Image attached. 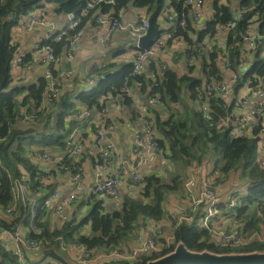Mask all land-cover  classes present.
Listing matches in <instances>:
<instances>
[{
	"label": "trees",
	"instance_id": "16d2710c",
	"mask_svg": "<svg viewBox=\"0 0 264 264\" xmlns=\"http://www.w3.org/2000/svg\"><path fill=\"white\" fill-rule=\"evenodd\" d=\"M89 1L91 0H0V209L6 216L0 218V223L3 229L10 232L20 223L38 228L41 234L36 235L32 231L29 239L50 240L51 245H44L43 251L56 254L61 250L58 241L60 238L67 246L81 248L83 252L94 256L99 253L124 251L123 249L128 248L129 242L133 240L135 232L141 227L142 221H161L165 217L164 204L170 194L181 190L183 179L176 176L167 180L156 174L144 176L138 186L141 197L138 199L126 197L121 209L114 212H106L102 201L90 197L89 203L93 204V207L85 217L78 222L76 215L70 217L68 214L65 222L54 230H50L49 223L45 221L49 218V214L44 205L40 208H32V203L27 201L25 212L23 203L19 202L20 206L16 212L11 215L6 213L15 202L13 189L16 179L22 180L28 187L30 199L33 195L43 194L52 188L53 183L44 189V177L47 174L41 170L40 162L34 161L35 152L50 153V149L55 148L63 150L72 132L79 130L80 123L85 125L84 120L72 117V114L78 110L68 95L61 96L53 106L45 105L48 83L44 77L31 86L14 83L13 61L21 58L23 64L30 60V56H20L18 46L13 43V31L18 27L22 17L39 9L44 3L53 4L57 15L65 17L74 15L79 21L75 29L68 30V35L61 37L56 35L53 40L41 44L52 47L55 56L59 59L68 49L74 35L83 31L88 23L96 24L97 15H109L117 19L120 13L132 5L135 8L148 9L149 13L155 15L154 24H157L164 8L170 3L178 16L175 25L177 29L172 38H183L190 49L195 50V56L204 54L201 43L206 35L210 34L212 38L217 28L222 25L231 30L227 36L225 51L208 52L209 62L205 65L208 83H212L211 77L219 80L217 76L220 74V69L216 61L220 53L222 55L226 53L223 59L229 61L227 67L238 71L243 53V39L246 35H250V27L257 25L258 35L254 40L255 44L259 43L255 49V58L244 74L236 73L238 79L234 89L237 91L246 83H249L253 90L264 85V58L261 57V52L264 50V0H241L239 17L234 13L232 5L216 4L214 20L200 32H196L190 19V9L184 7V0H113L111 4L103 2L95 9L86 11ZM182 20L187 23L185 28L179 27V21ZM191 34L200 35L197 46ZM151 70L154 72L152 79L144 74L133 77L131 75L133 63L96 67L90 74V77L95 74L99 77L95 86L80 92L75 100L88 112H102L107 109L104 105L107 100L101 104L100 99L117 96L128 81L135 87L139 86L141 93L146 94L152 101L176 104L180 101L183 83L188 82L192 100L209 102L210 111L207 118L203 113L195 112L191 117L187 115L180 119L171 115L165 122L157 117L156 121L149 120L147 123L148 125L153 123L154 138L157 131L161 135L158 140L159 150L177 166L185 169L195 163H201L207 154H212L215 158L214 171H219L225 176L240 171L241 178L247 183V191L240 196L237 204L228 208L235 215L237 233L241 231L242 239L247 242L238 246L216 244L209 230L200 226L201 217L197 216L199 211L192 222H183L174 231L175 241L169 249L151 256L144 254L142 262L136 264H147L173 252L179 242L193 252L208 251L214 254L264 252V239L254 240V237L260 235L264 229V160L260 152L261 144L264 143L262 118L256 125L247 127L246 132L242 131L240 122L233 114L235 102L232 100L228 103L216 92H206L203 89V79L178 77L171 69L161 71V74L153 66ZM54 74L56 75L55 70ZM131 99L124 97L122 101L129 106L132 103ZM27 117L33 119L29 121ZM226 117H230V121L224 126H218L217 124ZM90 127L95 133L97 125L94 119ZM74 162L73 158L66 156L59 163L60 169L71 173L70 167L74 168L78 165L81 170L80 164L74 165ZM24 177H28V180H23ZM45 181H48V178ZM29 189L33 195H30ZM185 196L187 198L186 192ZM46 197L43 194L40 200L43 202ZM31 211L35 213L33 220ZM7 216H11V220L8 221ZM86 227H88L87 233ZM0 264L28 263L20 262L14 253L0 242Z\"/></svg>",
	"mask_w": 264,
	"mask_h": 264
},
{
	"label": "crops",
	"instance_id": "0c3cea01",
	"mask_svg": "<svg viewBox=\"0 0 264 264\" xmlns=\"http://www.w3.org/2000/svg\"><path fill=\"white\" fill-rule=\"evenodd\" d=\"M226 4L232 5L234 7V13L237 17L240 16L241 0H205L204 10L202 17L199 20H194L192 12L190 11V19L192 20L193 26L196 32L205 30L208 23L214 20L215 16V5L216 4ZM167 14H161L157 20L155 26L160 31L159 36L168 34L172 29H174V24L169 21L167 16L175 15L178 16L174 9L168 3ZM43 13L45 19L48 23L57 29H64L68 24V17L63 15H57L55 13V6L53 4H42V7L34 11L33 13ZM148 9H139L130 5L126 10L119 14L117 18L119 24L124 27V29L117 28L113 32H109V26H100L98 24L88 23L84 30L82 31L81 38L77 44V50H75L71 56L67 53V50L61 54L57 63L54 66L56 76L59 79L60 87L62 90L61 96L68 95L71 100L75 103L76 109L78 111H84V108L75 100L80 92L91 89L95 86L97 79V74L90 77L91 71L98 67H106L110 64H125L133 63L134 57L137 53V48L135 45V37H133L131 32V26L142 23L143 21H148L151 17ZM25 18V17H24ZM49 28V27H48ZM250 37L255 38L258 35V26L254 25L250 27ZM19 27H16L13 31V43L18 46V51L20 56L26 57L30 56V60L20 66L12 67V75L15 80V84H21L24 86H31L38 82V80L45 76L47 73V68L43 65L38 56L34 55V51L37 46L40 45L44 37L47 35V28H34L30 32H19ZM231 30L227 27L217 28L216 34L212 38H207L206 35L202 41L208 40L212 45V52L216 50H222L226 48L227 36ZM199 34H191V38L195 41L197 40ZM211 36V35H210ZM207 38V39H206ZM260 41L261 39H257ZM259 43V42H258ZM255 44V40L250 43L242 44V56L239 63L238 71H234L225 65V59L223 56L225 54L219 55L216 64L220 69V74L217 76L219 80L215 77H211L210 82L214 83L216 81L221 82H231L233 74H244L246 70L250 67L253 59L255 58V49L258 46ZM198 45V44H197ZM195 45V46H197ZM204 54L195 56V50L190 49L188 43L183 38H172L169 39L164 49L157 51L151 58L150 64L153 66L159 74L161 71L166 69H171L175 71L178 77L189 76L196 79H203V89L205 84L208 83L205 74V65L209 62V54L207 51L202 49ZM261 57L264 58V50L261 52ZM65 72L71 73V75H66ZM235 88V87H234ZM231 91V99L235 102L233 114L236 120L243 123L242 120L246 114H248L255 103L256 96L254 95L253 88L249 86V83L241 85L240 89ZM146 94H142L140 87L137 86L134 89V94L132 95V103L128 106L125 105L122 100L114 102L108 99L104 105H106L107 110L111 114V118L114 124V131L108 136V139L113 143L116 149L119 151L121 156V172H117L115 162L113 160H103L102 163L105 169L102 173L103 177L112 178L116 173L118 174L119 183V196L116 198H104L95 197L97 200L102 201L106 212H114L121 209L122 203L126 197L133 199H138L141 197L138 186L133 184L132 176L133 173L138 175L140 178L156 174L159 177L169 179L170 175L168 172V159L160 150H155L146 144L148 134L146 133V126L148 121H156L157 117L161 121H167L171 115L175 118H184L185 116L191 117L195 112L203 113L204 117L207 118L210 105L206 100H192L190 98V86L187 82V86L183 90V94L180 101L176 104L162 103L161 101H152L147 98ZM248 98L249 103L245 106L243 105L242 99ZM142 107L146 109V112L141 115L138 108ZM174 112V114L172 113ZM94 121L97 123L99 121V114L97 112H92ZM262 121L264 123V112ZM85 124V123H84ZM153 124V123H152ZM77 144L80 147V158H81V174L83 186L82 194L77 198L76 201L68 209L70 212V217L73 215H78L79 208H87L91 205L89 203L90 197H94L90 194L92 187L94 186L97 176L95 171V160L101 154L102 150L107 147V142L98 146L95 143V133L91 130L90 126L82 125L80 123L78 127ZM155 138L159 140L161 138L160 133L157 131L155 133ZM140 140L143 141L141 145ZM57 151L55 157L49 164H43L44 166H51L54 170L53 172V184L52 188L44 192L47 197L46 199L55 191L62 193L65 196L68 187L70 185V172H63L59 163L62 162L64 157V151L59 148H55ZM139 149L142 156H144V162L133 168L135 165L134 150ZM264 160V153L261 157ZM39 161V160H38ZM42 163V161H39ZM215 158L212 154H207L206 158L201 162L197 163V168L199 171L197 173V168L192 170L194 167H187V175L185 176V182L191 176L195 180L194 190L200 192L202 189L212 188L216 190L218 201L220 203V214L214 219V229L219 228L221 234L232 235L238 238L241 242L246 243L241 237V231L237 233L236 229L237 222L235 215L230 210L229 207V195L232 191H239L242 195L247 191V183L244 185L240 182L241 173L240 171L235 172L234 176L227 178V176H222L220 174L210 173V166H214ZM208 168V169H207ZM60 169V170H58ZM182 169V170H186ZM178 173V170H177ZM222 178V180H220ZM218 181L221 182L218 184ZM242 185H244L242 187ZM30 190V189H29ZM39 195H33L30 190V195H33L31 199L29 198V203H32V208H38V200H40ZM29 195V196H30ZM45 199V200H46ZM44 200V201H45ZM44 201L42 205H44ZM37 203V204H36ZM77 204V206H75ZM40 206V207H41ZM39 207V208H40ZM189 207V201L185 196V189L183 187L177 196L170 194L168 200L164 204L165 217L161 221L145 220L142 221L141 227L135 232L133 240L129 242V246L123 249L127 253H131L140 247V242L137 240L138 235H142L143 240L155 237L159 241H163V238L168 237L172 233L173 224L170 221L171 216H182L187 213ZM167 208V210H166ZM31 219L35 218L34 211H31ZM202 212L197 214L199 218H202ZM49 216V215H48ZM2 213H0V218ZM200 218V221H201ZM8 221L11 220V216L8 217ZM45 221L49 223L50 230H54L60 227L59 219L49 216ZM199 221V223H200ZM162 230L163 236L157 237V231ZM33 228L30 225L23 224V234L29 238L32 233ZM85 232H88V227H86ZM264 229L261 232L263 236ZM221 234H213L212 240L218 245L222 244ZM243 236V235H242ZM254 240H257L254 237ZM252 240V241H254ZM0 242L3 246L7 247L10 251L15 250V244L11 237V232L5 230L1 227L0 223ZM61 249V248H60ZM83 250L81 248H71L69 246V253L73 258L78 257ZM147 255V254H146ZM28 264H79L76 261L70 259L69 255L62 250L59 253L54 252H34L29 254L27 259Z\"/></svg>",
	"mask_w": 264,
	"mask_h": 264
},
{
	"label": "built area",
	"instance_id": "2783aa9c",
	"mask_svg": "<svg viewBox=\"0 0 264 264\" xmlns=\"http://www.w3.org/2000/svg\"><path fill=\"white\" fill-rule=\"evenodd\" d=\"M184 7H187L192 12V16L194 20H199L202 17V13L204 10L205 0H184ZM106 2L107 4L113 3V0H91L87 3L86 11L95 9L101 3ZM37 10V9H36ZM35 10V11H36ZM69 20V24L64 29H57L56 27L50 25L48 21L45 19L43 13H30L29 15L22 17L19 22V32H30L34 28H47V35L44 37L43 42L53 40L54 37L57 35L58 37L68 35V30L75 29L79 25V21L75 19L74 15L67 16ZM170 22L176 25V16L170 15L167 16ZM95 23L100 26H109V32H113L115 29L122 27L117 19L111 18L109 15L99 14L95 17ZM187 23L185 20L179 21V27L185 28ZM49 27V28H48ZM150 25L148 21H143L142 23H138L131 26V32L133 37H135V45L137 47V53L134 57L133 61V71L131 75L133 77L140 76L144 74L147 78H154V72L151 70L150 58L157 52L165 48L167 42L173 34L175 33L177 27L172 29L168 34L157 37L149 50H141L138 47L139 39L146 34L147 30L149 29ZM225 27L224 25L218 27L222 28ZM251 30V29H250ZM249 30V33H250ZM82 31L74 35L70 43L68 45L67 53L69 56L77 50V44L81 38ZM207 38H211L210 34ZM206 38V39H207ZM244 43H250L254 39L251 38L249 35L244 37ZM42 42V43H43ZM41 43V44H42ZM38 45L36 50L34 51V55L38 56L40 62L46 66L47 73L45 74L44 78L48 83V87L46 90V98H45V105L46 106H53L55 102L61 97V87L58 77L54 74V66L57 63L58 59L55 56L54 49L50 46ZM202 49L208 52L212 51L211 43L206 40L202 41L201 43ZM241 60V59H240ZM22 64V59L17 58L13 61V66H20ZM226 67L229 66V61L225 60ZM66 75H71V73L65 72ZM237 75L233 74L231 82H221L216 81L214 83L205 84V91L206 92H216L225 99L227 102L231 99V91L234 88L235 83L237 82ZM135 85L129 84L127 81L125 86L119 91L118 95L108 96L106 98H101L100 103L103 104L104 101L110 99L114 102H118L122 100L124 97H132L134 94ZM254 95L256 96L255 103L253 105L252 110L246 114L242 120L243 123H240L241 127L240 130L246 132V128L250 126L256 125L261 120L264 112V85L263 87H259L257 90H253ZM243 105H247L249 103L248 98H243L242 102ZM100 118L99 121L96 123L97 128L95 132V143L100 146L103 143L107 142V147H105L100 156L96 159V182L92 187L90 194L94 197H104V198H116L119 196V183L120 180L118 179V174L116 173L112 178L110 177H103L102 173L105 169L104 164L102 163L101 159L103 160H113L115 162L117 172H121V156L119 151L113 145V143L108 139V136L114 131V124L111 118L110 112L105 109L102 112H98ZM74 119H81L84 120V123L87 126H91L93 115L91 112L86 110L84 111H77L72 114ZM27 120L31 121L32 117H27ZM230 121V117H226L225 119L221 120L217 125L224 126ZM154 130L152 124L146 126V133L148 134V138L146 140V144L154 148L155 150H159V143L156 138L152 136ZM78 130L72 132L65 145L64 151V158L68 156L69 158H73L75 160L74 165L81 163L80 158V147L77 144V135ZM141 145H143V141L140 140ZM261 154L264 153V143L261 144L260 149ZM134 157H135V165L134 169L137 166H140L145 160L144 156H142L139 149L134 150ZM54 156L51 153H39L35 152L34 154V161H42L40 163L41 170L44 174H47L44 177V189H47L50 184L53 182V174L52 171L54 170L51 166L47 165L44 166L43 164H49L53 160ZM70 185L68 190L63 197L62 193L59 191L53 192L45 201L44 207L48 210L49 216H53L59 219V224H63L65 222L66 217L70 212L68 209L77 200V198L83 192V186L81 184L82 181V174L78 165L74 166V168L70 167ZM48 178V181L45 179ZM23 180H28V177H24ZM132 182L136 186H139L141 183V178L133 173ZM195 187V180L192 178L185 183L187 199L189 201V207L186 214L182 216H171L170 221L173 224L172 233L168 236L163 238V241H159L155 237H151L149 239L143 240L142 235H138L137 240L140 242V247L137 248L135 251L131 253H127L125 251H114L109 254L99 253L96 256L91 255L88 252H83L78 257L73 258L69 253V246L63 241L62 238L58 239L60 248L63 252H66L70 259L76 261L79 264H113V263H122V264H136L142 262V255L147 254L151 256L153 254H160L165 250L169 249L171 245L175 241L174 231L179 228V226L183 222H192L194 216L199 212L203 211V215L200 221V226L202 228L208 229L211 234H221V231H216L212 225L214 219L219 216L220 208H219V201L217 192L210 188H205L200 192H196L194 190ZM13 196L15 198L14 205L7 210V214H12L16 212L20 205L18 203H23V207L25 208L26 212V202L29 201L28 198V187L22 182L20 179H16L14 183L13 189ZM236 200L232 198L230 200V205H235ZM26 214V213H25ZM24 214V216H25ZM34 219V217H33ZM23 224L20 223L17 227L11 232L12 240L15 244V250L13 251L14 255L19 259L22 263H27V259L29 254L34 252H40L44 249V245H51V241L47 239H29L23 233ZM33 232L36 235L41 234V230L34 227ZM163 236L162 230L157 231V237ZM222 237V245L226 246H238L244 244L238 238L232 235L221 234ZM256 238L262 240L264 239L263 236L257 235ZM7 248V247H6Z\"/></svg>",
	"mask_w": 264,
	"mask_h": 264
},
{
	"label": "water",
	"instance_id": "95a60500",
	"mask_svg": "<svg viewBox=\"0 0 264 264\" xmlns=\"http://www.w3.org/2000/svg\"><path fill=\"white\" fill-rule=\"evenodd\" d=\"M154 14L149 18V29L138 42L141 50H149L153 41L159 37L160 31L154 24ZM198 36L195 44L199 43ZM122 264V263H113ZM147 264H264V252L214 254L208 251H190L182 242H179L175 250L157 260L149 261Z\"/></svg>",
	"mask_w": 264,
	"mask_h": 264
},
{
	"label": "rangeland",
	"instance_id": "374dc122",
	"mask_svg": "<svg viewBox=\"0 0 264 264\" xmlns=\"http://www.w3.org/2000/svg\"><path fill=\"white\" fill-rule=\"evenodd\" d=\"M162 14H164L165 16H166V14H167V7H165L164 8V10H163V12H162ZM187 86V83L186 82H184L183 83V86H182V90H181V94H180V97L182 96V94H183V90L185 89V87ZM138 111H139V113L141 114V115H143L145 112H146V109H144V108H142V107H139L138 108ZM173 114H174V112H172ZM56 149H50V153H51V155L52 156H56L55 155V153H56ZM206 158V157H205ZM204 158V159H205ZM203 159V160H204ZM197 165V163H195V164H193L192 166H190V168L191 167H194V166H196ZM197 168V166L196 167H194L192 170H195ZM168 172H169V175H170V177H169V180H171V178H173V177H176V176H179L181 179H183V185H181V187H180V191H182V189H183V187H184V189H185V192H186V188H185V184H184V179H185V176L187 175V169L186 170H182L183 168L182 167H180V166H177L176 165V163L175 162H173V161H171V160H168ZM208 169V168H207ZM177 170H178V173H177ZM198 171H199V168H197V173H198ZM209 171H210V173L213 175V173L215 174H220L221 175V177H222V175L223 174H221L219 171L218 172H216V171H214V166H210V168H209ZM213 172V173H212ZM234 174H235V172H232V173H230L228 176H227V178H230V177H232V176H234ZM223 176H225V175H223ZM54 177V176H53ZM191 177V176H190ZM190 177L187 179V181L190 179ZM220 180H222V178L220 179ZM186 181V182H187ZM185 182V183H186ZM240 182H242L244 185H246V181L245 180H243V179H240ZM221 182H219L218 181V184H220ZM244 185H242V187L244 186ZM209 187H211L212 188V185H210ZM180 191L177 193V192H174L173 194L175 195V196H177V194H179L180 193ZM172 195V194H171ZM244 195V194H243ZM240 196H242V194L239 192V191H237V190H235V191H232L231 192V194L229 195V198H228V200H229V203H230V200L232 199V198H235V200H236V204H237V202H238V200H239V198H240ZM42 205V201L41 200H38V206L40 207ZM75 206H77V204L75 205ZM92 207H93V204H91L88 208H87V206H85V208H79V211H78V215H77V221L79 222L83 217H85L90 211H91V209H92ZM166 210H167V208H166ZM0 213H2V216H4L5 218H6V216H5V213H4V211L2 210V209H0ZM11 215V214H10ZM8 217L9 216H7V219H8ZM212 225L214 226L215 224H214V221H213V223H212ZM219 228L217 227V229H215L216 231H219L218 230ZM22 232H23V230H22ZM213 235V234H212ZM42 251V250H41ZM32 254V253H31ZM30 254V255H31Z\"/></svg>",
	"mask_w": 264,
	"mask_h": 264
}]
</instances>
